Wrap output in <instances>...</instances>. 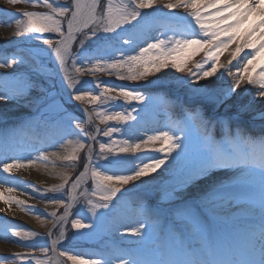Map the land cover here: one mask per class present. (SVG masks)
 I'll return each mask as SVG.
<instances>
[{"label": "snow or ice", "instance_id": "snow-or-ice-1", "mask_svg": "<svg viewBox=\"0 0 264 264\" xmlns=\"http://www.w3.org/2000/svg\"><path fill=\"white\" fill-rule=\"evenodd\" d=\"M7 2L16 4L20 0ZM25 2L46 11L10 13L23 18L15 21L21 27L17 35L25 41L42 40L48 47L21 55L18 62L6 59L0 64L13 69L11 79L0 83V102H14L18 110L31 109L40 117L47 112L60 113V120L52 126L50 146L74 137L70 141L72 150L63 159L70 168L79 164L80 170L61 173V183L43 189L44 193L61 196L50 200L53 211L40 213L52 218L47 234L11 229L20 241H44L30 244L39 246L40 255L15 253L13 264L17 259L21 264H52L51 259L41 258L50 254L58 264L61 257L70 264H264V64L254 63L264 51V0H67L63 6L54 0ZM146 10L169 22L183 15L190 30L182 31L169 23L160 35L144 40V46H134L131 36L145 20ZM254 14L256 18L244 29ZM205 17H211L214 26H207ZM45 34L59 38H45ZM125 35L129 38L124 39ZM116 44L120 47H114ZM232 45V59L220 63L221 54ZM201 50L203 58L194 68L189 67L188 54ZM40 55L54 67L36 60ZM97 73L119 81H144V85L132 87L150 86L162 91L166 106L178 110L179 119L165 125L169 130H157L146 139L132 134L131 125L140 113L133 115L137 109L131 102H143V111L152 95L127 90L128 85L110 86L107 80L82 79ZM57 98L79 111L80 116L69 114ZM93 113L103 128L94 126ZM257 120L261 122L258 153L255 138L249 136L250 122ZM109 122L120 126H109ZM121 126L129 139L115 138L122 133ZM93 127V132L87 130ZM176 132H183V137ZM0 139L7 142V134ZM154 143L162 146L141 153ZM137 153L144 159L128 155ZM159 153L164 155L157 158ZM33 163L34 159L28 160V164ZM21 167L25 165L14 160L3 164V172L10 174ZM257 178L259 225L245 237L240 259L215 258V226L224 219L220 210L248 204L245 194L254 190ZM130 182L137 190L135 226L118 223L109 216L116 201L129 192L126 186ZM137 182L142 187L137 188ZM89 183L91 192L85 187ZM81 189L88 215L79 218L77 213L71 229L78 234L87 230L98 238L111 237L115 231L122 239L118 244L109 239L106 246L116 247L118 255L86 259L62 247L78 199L76 193ZM40 191L36 186V193ZM0 199L9 206L15 203L21 210H34L14 196L0 193ZM85 219L90 222L85 223ZM121 227L123 233L119 232ZM55 229L60 232L53 239Z\"/></svg>", "mask_w": 264, "mask_h": 264}, {"label": "rangeland", "instance_id": "rangeland-1", "mask_svg": "<svg viewBox=\"0 0 264 264\" xmlns=\"http://www.w3.org/2000/svg\"><path fill=\"white\" fill-rule=\"evenodd\" d=\"M66 1V2H65ZM54 0L55 3L61 4L62 6L67 3V0ZM1 7H11L14 9H23L29 10V11H46V9L34 6L31 3L25 2V0H20V2L16 4L8 3L7 0H0V35L3 33L2 31L4 29L10 30L14 32L15 37L13 39V44H9L7 46V50H1L0 51V64H3L6 59L10 60H16L19 61V57L21 55L28 56L31 53L38 52L40 49H46L48 46L44 45L42 40L40 41H25L22 37L18 36L17 33L21 31V27L18 26L15 21L16 19H23L22 17H13L10 15V12L4 11ZM145 24H140L138 26V29L136 32H141L142 34L145 33L146 30L152 29L154 31H158L160 29V26L156 20H149L146 19L143 21ZM179 30H182L180 27H177ZM142 30V31H140ZM135 32V33H136ZM56 34H45V38H51V39H58V36H55ZM171 35V33L169 34ZM124 39H128L126 35L124 36ZM135 45L143 46L140 43H134ZM76 45L73 46V50L75 51ZM114 47H120V44L114 45ZM127 48L128 46H124ZM189 59L186 61L189 67H195V63L200 61L203 58V50L196 52V53H189ZM231 56L222 53L220 57V63H228L231 60ZM36 60L42 62L45 64L46 58L43 55H40L36 57ZM241 63H244V61H241ZM256 64H264V56L257 57V60L254 61ZM51 68V67H50ZM12 72V68H2L0 67V72ZM184 75V74H179ZM87 77L93 78V76ZM102 76L107 79V81L110 82V86L112 82H124L131 85H144V81L140 82H129V81H119L114 76H108L104 73H97L95 77ZM11 79V78H10ZM98 79V78H97ZM97 79H91L88 80L89 82H92ZM116 79V80H115ZM5 79H0V83H3ZM100 80V79H99ZM79 86V85H78ZM85 89H87V85L85 86ZM130 90V89H127ZM137 91H142L147 95H152L153 99L151 101H148L146 106L144 107L143 111H141V104L143 102H131L132 106L137 109V112H134L133 115L137 116V113H140V115L137 117V122L135 124L131 125L130 132L132 134L138 135L140 138L146 139L148 135H153L156 133L157 130L159 131H167L169 130L168 127L165 125H171L173 121L179 119V112L176 109L168 108L165 104V95L162 91L154 90L150 86L146 87H138L136 89ZM35 95V93H33ZM59 100V98H58ZM62 101V100H61ZM59 100V103L62 104ZM79 103V102H78ZM65 109L69 111V114H74L76 116H80L79 113L71 110V106L62 104ZM31 110V109H28ZM114 110H120L119 108H116ZM131 110V109H129ZM32 111V110H31ZM89 111H92L91 106H89ZM35 113V112H34ZM37 114V113H36ZM5 114L0 112V118H5ZM37 116V115H36ZM60 113H57L55 111L53 112H47L43 117H32L29 119H14V120H8V122L0 127V135L7 134V142H5L3 139H0V181H4L8 184H12L14 191H4L1 193H4L5 195L14 196L15 198L24 201L28 205L34 206V210L29 211L25 210L32 218L33 222L36 224L37 227H39L40 231H36L38 233L44 234L43 231L46 232V234L49 232L50 227L49 224L52 221V218L50 216L40 215L42 211L51 212L53 211V207L50 204V200L52 198H60V194H53V193H44L43 189L50 188L54 184L61 183L60 174L64 172L72 173L75 168H70L67 163L64 161L63 157L70 154L73 144L70 143V141H73L74 137H65L62 141L55 144V146H50L53 143L52 135H53V128L52 124L55 123L57 120H60ZM93 121L95 122V125H99V127L103 128L104 125L100 123V121L96 118L95 114L93 113L92 117ZM247 119V117H246ZM44 121H49L48 125L46 126V134L44 135V132H38V128H41L39 126L33 125L32 127L27 124H41ZM258 121L250 122V131L249 136L252 138H255L256 140V147L255 150L258 153L259 152V143H260V124H258ZM75 123V121H73ZM131 123V122H128ZM10 125L14 127L10 131H3V127ZM109 126H120L115 124V122H109ZM122 127V126H121ZM51 128V129H50ZM89 132H93V128L87 129ZM125 133V128L122 127V133L121 134H115L116 139H129L128 134ZM217 138L220 137V129L219 127L216 130ZM175 135L183 137V132H176ZM22 136V137H19ZM101 139L106 140L107 138ZM162 145L159 143H154V145L150 146L149 149H141V153H144L146 151L151 152L154 148H159ZM96 149L98 150V143L96 144ZM141 153L137 154H128V155H141ZM164 154L159 153L157 158L162 157ZM40 157V158H38ZM29 159H34L35 163H39L42 166H45V168H55V172H49L46 175H42L38 177V180H33L30 178H27L21 174L19 175H12V173H4L3 172V164L4 163H12L14 160L20 161L22 164H27ZM141 159H144V156L141 155ZM171 159V158H170ZM145 162H148L145 159ZM136 163H139V161H136ZM167 163V161H166ZM163 168V166H162ZM159 171V170H158ZM155 179H159L160 177L156 176V174H152ZM161 175H165L164 172H161ZM146 182H148L147 178H144ZM36 186L39 187L41 190L40 193H36ZM87 186V185H86ZM91 187V186H90ZM129 192L125 193L124 196L120 197L119 200H117L118 203H116V207L114 208V212L109 214L110 218H115L118 223L128 224L131 226H135V221L138 218L135 202H136V196H137V190L132 188V182L128 186ZM140 186L137 182V188H140ZM90 188V192H91ZM80 192V191H79ZM77 192V193H79ZM83 198L78 196V199L76 203L77 205V213H79V218H84L88 215L86 212V205L85 200H82ZM245 199L248 200V206L249 211L247 212V216H240L234 217V218H225L223 220L228 221L230 225H228V230H230L231 233L236 234L238 230L243 231H250L251 229L255 228L260 223V209H259V203H260V191H259V181L258 178L255 181V188L254 190L247 191L245 194ZM5 203L3 199H0ZM36 203V204H34ZM15 203L11 204L10 206H14ZM83 206V207H82ZM238 205H231L224 209H233L236 208ZM59 211H63L60 209ZM77 213L73 216L69 217V223L71 224V220L74 218H78ZM40 215V219L37 218V216ZM246 217V218H245ZM239 218V219H238ZM233 219V220H232ZM44 221L41 223V221ZM230 220V221H229ZM232 221V222H231ZM90 221L85 219V223H89ZM9 224L6 220H0V231H3L6 233L9 237L12 238L17 244L15 248L19 250L20 252L17 253H33L34 255H40L39 246L37 247H31L30 244L34 241L37 245H40L44 243V241L39 240L37 238H31L29 241H20L18 238L14 237L12 235L11 229L12 228H18V230H24L22 227L26 228L29 227L25 224L18 223L13 224V226H8ZM68 225V224H67ZM66 225V228H67ZM35 227V226H34ZM73 230V229H72ZM60 230L55 229L52 231V238L55 239L59 235ZM75 234H73V241L70 244H64L62 241V247L70 249L73 254H82L85 256L86 259H106L110 258L112 254L117 255L115 250L117 249L115 247L114 250L109 249L107 246L106 248L109 249V252L104 255L99 250H96L95 248H85V241H88L89 244L94 243V237L97 235L89 233L87 230H81L82 234L76 233L75 230H73ZM119 232L123 233L124 228H119ZM106 241L111 239L116 243L117 240H121L122 237L120 235H116L115 231H113V235L109 237L108 235H105ZM117 244V243H116ZM99 246V245H97ZM22 251V252H21ZM104 255V256H103ZM108 256V257H107ZM41 258L45 259H51V254L49 257H43ZM26 262V261H25ZM61 264H67L70 262H65V258L60 259ZM27 263V262H26ZM0 264H13V259L8 260H0ZM15 264H21V261L19 259L15 260ZM32 264H35V261L32 262Z\"/></svg>", "mask_w": 264, "mask_h": 264}, {"label": "bare ground", "instance_id": "bare-ground-1", "mask_svg": "<svg viewBox=\"0 0 264 264\" xmlns=\"http://www.w3.org/2000/svg\"><path fill=\"white\" fill-rule=\"evenodd\" d=\"M205 11H208L207 9ZM146 13H149L151 16H155L154 14L150 13V11L146 10ZM179 13H183V10H179ZM149 18V16L147 17ZM256 18L255 14L253 15V17H250L249 22L246 23L243 28L247 29L249 27V24L252 23V20ZM159 26L161 27L158 31H154L152 29H148L145 31L144 34H142L141 32H136L135 34H133L131 36L132 40L134 41V43H140L144 46L143 41L146 40L148 37L150 36H156V35H160L162 32L165 31L166 26H168L169 23L172 24V26L174 27H180L182 29V31H188L190 29H188L187 25H188V21L187 19H185L183 17V15H178L177 18L174 21H162L157 19ZM205 22L207 26H214V21L212 20L211 17H205ZM243 31V29H242ZM3 33L0 35V46H4V45H9V44H13V39L15 37L14 32L4 29L2 31ZM171 32H169L168 34H170ZM172 34V33H171ZM127 38H129V36L126 35ZM234 47V45L230 46V48L228 50H225L223 53L229 55V52L231 51V49ZM247 51V50H246ZM243 55V53L241 54ZM260 56H264V51H262L258 57ZM232 58V57H231ZM241 63V61H240ZM54 67V65H53ZM233 71H235V69H233ZM258 71V68H257ZM253 75H255V73H253ZM83 79V78H82ZM85 80V78H84ZM254 88L257 86H253ZM0 112L5 114V118H16L19 116H22L24 114H26V112H28V109H17L15 107L14 102H0ZM52 171H56L55 168L51 167V168H45V166H42L39 163H33V164H25V167H21V168H14L12 171V175H23L27 178L33 179V180H38V177L42 176V175H46L49 172ZM12 189L13 185L12 184H8L6 182L0 181V193L4 192V191H8V189ZM249 206L244 204V205H238L236 208L233 209H221L220 210V215L222 217L225 218H233V217H238L241 215H246L247 212L249 211ZM0 216L1 217H6V218H12L15 219L17 221H22L25 223H29L31 225H34V222L31 219V216L25 211V210H21V207L14 205V206H9L8 204L3 203L0 200ZM51 224L52 222L49 224V227L51 228ZM249 232L244 233L245 237L248 235ZM245 237H239V236H233V239H235L238 244L241 246V248L244 250V241H245ZM17 246V243L12 240L11 237H9L7 234L3 233L0 231V256L3 253L6 252H11V251H19L17 250V248H15ZM51 259H52V264H58L57 259L55 257L54 254H51ZM59 258V264H61Z\"/></svg>", "mask_w": 264, "mask_h": 264}]
</instances>
